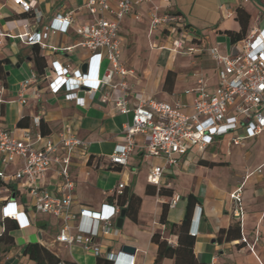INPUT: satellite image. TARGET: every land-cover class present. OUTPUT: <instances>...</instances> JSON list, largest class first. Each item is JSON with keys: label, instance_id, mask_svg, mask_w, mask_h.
I'll return each instance as SVG.
<instances>
[{"label": "crops", "instance_id": "1", "mask_svg": "<svg viewBox=\"0 0 264 264\" xmlns=\"http://www.w3.org/2000/svg\"><path fill=\"white\" fill-rule=\"evenodd\" d=\"M34 1L35 7L24 11L14 0H0V80L6 87L0 98V121L16 134L28 128L33 135L40 132L57 139L61 133H69L85 140L88 143L87 155L74 157L70 165L76 185L73 210L79 212L82 206L96 211L107 210L106 205L111 203L109 197L117 196L115 189L119 182L124 181L122 197L126 202L121 206V212L128 204L130 211H125L121 226L118 225L121 213L116 219L120 236L94 240L101 248L100 255H96L81 245L68 247L58 242L59 218L36 212L29 205L31 201L26 194L14 191L11 196L17 199L18 205L22 203L25 206L21 204L19 209L24 211L29 223L6 218L10 225L16 226L11 230L15 243L0 262L36 264L23 252L29 243H40L63 264H97L99 257L106 258L109 251L120 255V264H126L129 255L135 257L136 264H155L158 244L154 242L153 235L161 234L170 248L178 245V235L171 231L170 224L182 222L187 197L191 194L195 198V206L190 233L196 237L194 252L200 261L208 264H264V175L252 174L245 183L242 222L233 213L234 201L231 198L244 175L264 161L262 157L256 165L240 167V147L253 148L257 139L264 135L247 139L244 145L230 144L225 137L206 149L194 147L182 157L178 166H165L163 158L148 155L139 140L128 165H114L110 155L116 144L123 140V127L131 120V115L118 114L111 103L101 99L102 93L94 99L80 93L85 98L84 105L63 92L53 93L46 76L51 72L54 60L77 68L91 56L89 49L79 45L83 37L78 31L79 25L93 21V15L86 8L89 0ZM239 7L242 8L240 15ZM68 12L76 18L75 24L67 31L48 35L44 39L45 45L30 44L17 37L24 30L25 23L31 31L41 32L57 14ZM153 12L178 13L184 17L190 31L199 38L192 43L197 48L195 54L199 55L202 50L207 52L203 58L208 60L209 67L205 71L212 76L209 79L211 85L216 81L217 64L209 49L217 47L220 53L230 54L237 50L239 40L232 42L228 31H243L247 35L253 28L264 26V0H173L170 6L163 0H151L135 6L120 26L122 61L132 70L127 76L132 89L129 98L132 106L151 98L173 102L201 77V69L195 68L201 67L200 55L195 59L174 50L172 41L176 34L172 35L165 27L150 31ZM69 47L70 50L65 49ZM142 52L146 54L145 62L142 61ZM91 73L95 74L94 66ZM28 78L34 80L25 91L29 103L24 105L19 101V92ZM114 81H118L117 75ZM108 90V87L104 89ZM110 93L111 98L119 96L118 90ZM191 99V96L186 97L188 101ZM37 115L41 118L39 125L33 121ZM157 165L165 166L159 185L148 181L149 171ZM21 167L22 159L18 158L8 170L13 172ZM53 174L54 169L48 172V180ZM2 190L0 195L8 194L4 188ZM174 194H180L181 199L171 207ZM164 209L167 210L168 224L161 221ZM5 220L0 217V225H4ZM71 224L76 226L77 221ZM222 230L225 232L221 233ZM254 243L253 251L250 245ZM124 245L135 247L134 254L124 252ZM242 254H248L249 263L241 259ZM160 264H175V254L168 251Z\"/></svg>", "mask_w": 264, "mask_h": 264}, {"label": "built area", "instance_id": "2", "mask_svg": "<svg viewBox=\"0 0 264 264\" xmlns=\"http://www.w3.org/2000/svg\"><path fill=\"white\" fill-rule=\"evenodd\" d=\"M150 1L89 0L86 8L93 15V21L78 26L83 37L79 45L91 51L86 61L87 70L84 71L82 66L73 68L70 63L54 60L51 72L46 75L51 92H63L68 98L76 99L80 105L85 104V98L80 93L90 99L102 93L101 99L111 103L118 114L131 115V120L123 127V140L116 144L110 155L111 162L116 166L128 165L131 154L139 146V140L148 155L163 158L165 166H178L182 157L194 147L206 149L225 137L230 144L244 145L245 140L264 135V26L253 28L238 41L237 50L230 54L220 53L217 47L209 49L217 64L213 85L208 78L199 77L194 86L185 89L173 102L151 98L133 106L130 104L132 89L127 76L132 70L122 61L120 26L135 6ZM163 1L170 6L173 0ZM14 2L24 11H30L36 4L34 0ZM75 22L72 12L60 13L41 32L31 31L28 23H25L24 30L17 37L30 44L45 45L44 39L48 35L67 31ZM161 27L167 28L172 35L176 34L172 41L174 50H181L185 40L199 39L178 13L153 12L150 31ZM8 35L13 36L12 33ZM196 49L194 45L188 47L189 52ZM104 59L109 60V66L102 70ZM93 66L94 75L91 73ZM116 75L118 81H114ZM33 80L28 78L21 85L19 101L24 105L29 103L25 91ZM107 87L109 90L104 91ZM5 89L0 80V98ZM114 90L119 91V96L111 98L110 91ZM187 96L192 99L186 100ZM40 120L39 115L33 118L37 125ZM87 144L85 140L69 133H61L57 139H53L40 132L33 135L30 129L24 128L20 134H16L0 121V193L3 188L8 192L7 195H0L1 219L29 223L24 211L19 209L22 203L18 205L17 199L11 196L12 192L19 191L30 198L29 205L36 212L59 218L61 227L56 237L58 242L68 247L81 245L84 250L100 255V245L94 240L97 237L120 236L116 219L122 208L115 201L106 205L107 210L96 211L85 206L79 212L73 210L76 185L70 165L74 157L87 155ZM18 158L22 159V167L9 172V166ZM165 166H153L148 173V181L159 185ZM52 169L54 174L48 180V172ZM252 174L264 175V161L246 173L231 193L233 213L241 222L245 214L243 189ZM124 187V181L118 183L115 189L117 196L123 193ZM180 199V194H174L170 206H176ZM72 221H77V225L73 226ZM4 229V225H0V235ZM242 239L247 242L245 236ZM256 240H259L258 233ZM250 247L254 251L255 243ZM106 258L113 264H120L121 257L115 252L109 251ZM126 264H136L135 257L129 255Z\"/></svg>", "mask_w": 264, "mask_h": 264}, {"label": "trees", "instance_id": "3", "mask_svg": "<svg viewBox=\"0 0 264 264\" xmlns=\"http://www.w3.org/2000/svg\"><path fill=\"white\" fill-rule=\"evenodd\" d=\"M238 13H242V8H238ZM228 34L231 36L232 42H236L244 37L245 32H235L228 31ZM22 125L21 120L19 122ZM122 193L118 196H111L110 202L113 203L117 201L121 206L125 205L126 200L122 197ZM186 205L185 214L181 223H171V231L175 232L178 235V245L175 248H170V244L167 239L162 238L161 234L155 233L153 235V240L158 244V254L155 261V264H160L161 260L166 256L168 251H171L175 254V264H208L199 260L194 252V244L196 241L195 235L190 233V223L193 216L195 198L193 195H189ZM131 206V204H130ZM127 213H129V204L124 208ZM6 219L4 222L5 229L0 235V259L3 254H6L10 248L14 245V236L11 234V230L15 229V225H10ZM161 221L168 224L167 220V210L164 209ZM231 228L227 230L228 237ZM225 230H222L221 233H224ZM241 235V233H240ZM25 255H28L36 264H60L59 258L52 253L45 246L40 243H29L23 252ZM97 264H113L109 259L99 257Z\"/></svg>", "mask_w": 264, "mask_h": 264}, {"label": "rangeland", "instance_id": "4", "mask_svg": "<svg viewBox=\"0 0 264 264\" xmlns=\"http://www.w3.org/2000/svg\"><path fill=\"white\" fill-rule=\"evenodd\" d=\"M195 41L196 40H194V41L185 40L184 47L181 50H179V51H181V53H183V55H185L186 57L187 56H194L195 59L197 57H199V55H200V57H202V58H200L202 60V64H199V65L201 67H198V68L195 67V68L196 69H201V77H205V78L211 79L212 76H211L210 72H206L205 71V68L209 67V65L207 63L208 60L206 61L203 58L204 55H207L206 54L207 52L202 50L200 52V54L197 55V54H195V51H192V52L188 51V47L190 45H192V43H194ZM172 48H173V45H172ZM142 61L143 62L147 61L146 54H144L143 52H142ZM108 64H109V60L108 59H104L103 64H102V70H104L108 66ZM236 149H239V148H236ZM262 157H264V137L258 138L257 139V143L254 145L253 148H249V147L247 148V147H242V146L240 147V162H241L240 163V167L245 168L249 164L250 165H256L261 160ZM241 256H242L241 259L245 263H249L248 254H242ZM4 257H5V254H3L1 256L0 260H2Z\"/></svg>", "mask_w": 264, "mask_h": 264}, {"label": "water", "instance_id": "5", "mask_svg": "<svg viewBox=\"0 0 264 264\" xmlns=\"http://www.w3.org/2000/svg\"><path fill=\"white\" fill-rule=\"evenodd\" d=\"M83 70L86 71L87 70V63H84L83 66H82ZM124 217H125V210H122L121 212V216L119 218V222H118V225L121 226L122 225V222L124 220ZM122 250L126 253H129V254H134L135 252V247L133 246H130V245H124L122 247Z\"/></svg>", "mask_w": 264, "mask_h": 264}]
</instances>
